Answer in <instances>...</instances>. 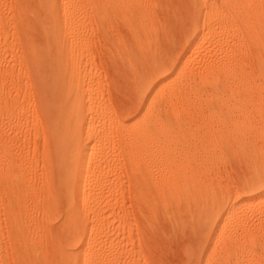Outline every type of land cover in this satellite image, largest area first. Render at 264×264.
Masks as SVG:
<instances>
[{"label":"rangeland","instance_id":"374dc122","mask_svg":"<svg viewBox=\"0 0 264 264\" xmlns=\"http://www.w3.org/2000/svg\"><path fill=\"white\" fill-rule=\"evenodd\" d=\"M150 1L155 3V5H153L156 7L157 12V17H155V22L158 26L156 27V30L158 31L155 34L157 35V37L155 36L157 40H154L155 37L152 38L151 33L150 35L152 39L149 38L150 36L147 34V38L146 35L144 36L146 39H144L143 43L149 42L150 44L141 43L140 46V44L132 41L135 39H132L134 37L133 33L127 31L123 22H119L117 16H114V14H112L110 18L112 23L110 22V27H108L109 34L111 31L113 33L112 39L111 36L106 39L107 35L105 34L104 29H101L103 26L101 23L97 22L99 20H96L97 16H95L96 10L99 8V0H76V10L80 17L75 23H77L76 28L82 29V32L78 34L77 38L75 36V38L81 43V45L84 46L81 51L82 54H80V61L83 60V64L79 61V66L82 69L86 67L88 77H90L92 81L95 80L96 82H94L96 85L98 84L96 86L97 89L95 98L100 101L97 102L103 106L104 109H107L108 116L111 115L108 118H115L113 121L118 119L122 123H128L131 120L135 121L138 119L141 115L140 113H142L141 110L143 109V105L139 93V77L136 71L137 69L139 71L138 73H140V70H142L141 67L143 63L142 60H140V56H138L139 54H142L141 57L143 56L142 58H146L148 60L145 64L146 67H149H147V71L154 68L156 61L158 62L159 60L164 59L165 63H168L167 66L169 65V69H167H171L169 71L171 72L175 68L176 62L187 53V41L192 34V25L190 24H192L193 20L191 17L193 18L192 13H195V10L193 11V0ZM263 1L264 0H246L245 2L246 7H248V12L252 17H254V20L255 16L257 17V14H259L261 6L264 5V3H262ZM217 2L219 4L222 3L221 0ZM37 3L36 0H0V23H2V26L0 25L1 93L3 91L4 94H6L9 91L5 84L6 81H8L9 74L2 69L3 62H8V64L10 63V66L13 64L11 57L8 54L6 55L5 50H8L13 42L17 47L16 50L18 53H21L20 56H22V53L25 51L29 53V49L32 47L31 43H37L38 41H41L42 43L43 41L41 38L43 37L42 32L41 30L39 31V26H36L37 21L33 15L35 13ZM54 3H57L61 9L64 8L61 0H54ZM202 3L204 5V1ZM222 6L226 7V4ZM230 26L231 25L226 26V29L224 28V30H221L220 33L207 42L206 46L210 43L209 48L207 46V51H211L214 47L212 50L213 52L214 49H216L215 46H217L218 41H224V39L227 41L229 39L228 31H232V27L228 29ZM226 36L228 39L225 38ZM63 38L64 36L60 37V40H63ZM69 39L70 37L67 38L68 43L70 44L71 40ZM121 40H123L124 43ZM29 42L31 43L29 44ZM27 44L31 45V47ZM21 45L24 49L23 47H20ZM146 45H148V47ZM243 45L245 44L243 43L242 47ZM245 46L243 48L241 47V57L244 58L245 63L250 64L249 70L252 67L251 70H253V74L256 75V71L254 72V68L256 66L251 59L249 60V57H257L259 54L258 50L256 45H252V43ZM68 50L70 52L75 51L73 47H68ZM8 52L9 50L7 53ZM132 52L137 54L139 57L138 60L136 59L138 57L135 56L136 62H134V58L131 59ZM25 53L24 55L27 56L28 53ZM148 53H150V55ZM129 56L131 58H129ZM151 56H153V58H150ZM188 56L189 55H187V58ZM191 57L192 56L190 55L187 59V63L190 62L189 64L192 65L197 64L199 56L193 55L192 59ZM149 58L152 60H149ZM158 58L159 60H157ZM63 60L65 64V59ZM137 61H140L141 65L139 66L141 69H139L138 64L140 63H137ZM245 63L243 64L245 65ZM152 65L154 66L151 67ZM241 66L237 68L239 69V75L241 73L246 78V74H243L245 67L242 66L243 68H241ZM83 70H85V68ZM89 70L90 73H88ZM31 78H24L23 81L26 83L24 82L22 85L25 86L23 89L26 88L25 90L27 93L30 88L29 94L31 98L34 96V100L31 102L32 107L34 108L32 111L34 114H29V126L32 129L33 127L36 129L35 127H38L37 125H39L38 128L41 131L44 127H47L46 125H48V121L45 119L46 117L43 116L40 109V106L43 103L41 102L42 98L40 96V84L37 78L34 77V79H36L35 82H33L34 80ZM177 80L178 78L176 81ZM190 82L191 81L184 82L185 84H178L175 91L173 90L168 93L161 90L163 87H161V89L160 87H156L153 91V106L156 109L155 111L158 113V117L161 119L160 121H164L166 124L164 130H166L167 133L164 136L168 137L167 139L170 141V144L167 141L166 144L167 147H169V151L166 152V154L168 153L167 155L164 153L163 156L160 151H156V154L154 153L155 155L153 160L148 162V172L151 175L150 179L152 182L148 188L152 191L150 194L148 189L147 192H145L149 196L148 199L150 200H146L147 197H143L145 202L142 203L144 200H141L140 198L145 196V192L143 191V193L142 190H139L142 194H136L139 193L138 189L142 186H140L138 180L136 181L139 186L137 187V182L134 185V176H130L128 163H126L123 157L124 150L120 145H118L119 139H117L118 137L116 136V129L113 125L108 127L106 126L105 128L102 127L103 129L101 128V130L104 131L105 129V131L111 134L116 132L113 134L116 137L114 138L111 136L110 142L107 144V147L109 148L108 153L112 154L110 155L111 158L109 163V165L111 164L112 166V170L111 173L109 172L110 176L108 175V182L106 181L107 188L111 189V195L107 196L106 200L108 199L113 206L110 205L111 208L108 207V209L105 210L106 221L104 222H106V225H104L106 226L105 228L108 234L105 235L106 240L100 241L99 238L98 240L96 238L92 240L89 245L86 244L87 246H83L84 248L80 247L79 241L65 237L62 234L63 219L66 214L65 208L67 205L65 203V197H63L64 188L60 189L64 186H62L63 184L61 183L62 177L61 175L59 176L58 173L59 169L55 166L52 172L53 176L45 180L44 177L41 176L43 171L42 169L45 167L42 160H40L41 162L38 164V168L35 169L38 176L30 178L27 183L24 181L22 182L20 176L22 145L20 128H18L19 125L16 121L17 115L15 112H11V110H5L2 112L0 110V264H91L93 261V256H91V254H99L100 257H108L112 262L114 261L115 263L116 261L119 264H201V258L204 256L205 249L209 246V234L211 231V226H209L203 219L202 214L201 216L199 214V208L202 206L200 204L203 202V197L199 196V199L198 197L195 199L194 197H190L186 194H183L181 197L174 195V192L170 194L171 191H166L167 182L169 179H172L174 182L186 185L185 188L188 189L190 188L187 184H190L192 181L202 183V185H205L207 190H209L207 191L210 193L208 196H211L209 204H211V201L214 199V201H217L218 198H225L226 200H230V204H233L239 199V197H242L243 194L246 196L248 192L246 189L249 183L248 181L251 180L252 175L255 173L254 169L256 165H259L260 163L262 164V159L264 158V156L259 154L260 151V153L264 155L261 152V150H264L262 149V147L264 148V142H262L264 138V135L262 134L264 132V103L261 95H259L263 91V86L257 87V89H261V92L255 91L251 93L245 92V80L232 82L228 89H226L223 96L225 104L221 105V102H218L214 98L215 96L212 95V91L210 89L205 90L200 88L198 90L196 85L197 83L195 84L194 81V83ZM254 82H256L257 85L260 84L258 80ZM194 86H196V88L193 90L192 87ZM163 90L166 91L164 88ZM12 95L13 97L15 96V94ZM2 96L3 94H0V102L5 104V100ZM257 96H260L259 100H257ZM247 97H250L253 101L250 102L251 99H248ZM24 100L25 98L23 101ZM23 101L22 103L24 104ZM26 101L27 99L25 100V106L30 107ZM34 101H36V105H40L38 108L40 111H37L38 113L35 112L37 107L34 105ZM249 102L252 104L256 102L255 105L259 107L254 108V104L252 105ZM235 103L239 105L242 112L241 110H229L227 108L228 105L233 106ZM247 104L250 106L252 105L249 107L250 110L254 111V109H257L259 111V108H261L263 112L260 111V113L257 110L254 111V113L253 111H246ZM249 112L250 114H248ZM176 114L180 117L179 119ZM246 115H249L250 117H247ZM32 116L33 118H31ZM113 116H116L117 118ZM245 116L246 119L252 117V122L256 123L253 124L256 129L253 125H251V130L254 131L253 133L251 131V133L252 135L255 134L252 142L253 147H251V149L246 150L248 143L246 138L233 140L232 142H228L226 145L221 144L220 142V146L218 142L214 144V141H216L213 139L214 135H217L219 132H223L225 130L237 129V126L245 120ZM35 117L37 118L36 123L34 120L36 119ZM31 119H33V123L31 122ZM45 128L43 130L44 132ZM108 129L112 132H109ZM28 131L30 130L28 129ZM46 131L48 130L46 129ZM260 134H262V136H260ZM44 135L45 134L42 133L33 139V137L36 136L33 134L32 139L35 141H31L32 143L30 148L32 152H35L36 150L38 154L45 152L46 136ZM162 135V133H159V136ZM162 138L166 139L164 137ZM116 139L118 141H116ZM33 142L35 143L33 144ZM248 150H252L250 151V154L254 156L258 153V162H256L252 157L248 158L251 156ZM55 170H57V175L55 174ZM191 172L193 173L191 174ZM56 179L59 181L56 182ZM51 181L52 183L50 184ZM59 182L62 184L61 186L57 185ZM56 185L60 188H57ZM55 186L57 189L54 188ZM131 189L133 192H131ZM142 189L144 190V188ZM55 190H57V193ZM175 193L177 192L175 191ZM240 194L242 195L240 196ZM260 197L262 201L261 203L264 204V195ZM200 199H202V201H198ZM251 201H253V204L255 202L256 207L253 206L255 215L257 212L259 213L261 209L264 210V206L262 204H260L262 205L260 207L254 199ZM23 204H26L28 207H31L32 205L31 208H28V211L31 209L33 212H27L29 215L34 213L35 221L39 218L38 223L42 222V226L47 224L46 216L47 218L49 216V220L52 218V223H48L49 226L50 223L54 226L51 225L49 227L46 225L44 230H46V232L48 229L50 230H48L47 233L45 232V236H34L27 232L30 227L26 226L24 223ZM49 205L51 206L48 207ZM32 208H34L36 212ZM254 214L251 213L248 218L249 222L247 221V224L250 225V228L252 229H255L259 225L257 216L254 217ZM33 226L37 227V225ZM40 226L38 225L39 228L37 227V231L42 228ZM32 229L34 230H31V232H34L35 234V228L32 227ZM43 231L41 230V233ZM244 245L245 244H241L239 247L242 249L238 250V247L237 251H239L242 257H244L243 254L246 252V255H249L250 259H248L249 261L247 264H252V262L256 261L257 256H254V253L251 252L253 251L251 250V245V247ZM257 247L258 246H254V249ZM80 250L82 253L85 251L83 253V255L85 254L84 258L82 255V260L80 259ZM249 250H251L250 252L253 256ZM240 251H242L243 254ZM89 256L90 258H88Z\"/></svg>","mask_w":264,"mask_h":264},{"label":"bare ground","instance_id":"6f19581e","mask_svg":"<svg viewBox=\"0 0 264 264\" xmlns=\"http://www.w3.org/2000/svg\"><path fill=\"white\" fill-rule=\"evenodd\" d=\"M61 1L64 7L63 9H61V7L57 5V3H54V0H36V3L37 2L38 3H37V7L35 5L36 10L34 8L35 13L33 15L35 16V20L37 21L36 26L37 27L39 26V31L41 30L42 32V36H43L41 37L43 39L42 43L41 41L40 42L38 41L37 43L33 42V44L29 42V44L31 43L32 47L31 45L27 44L28 46L31 47V49H29V53L25 51L26 53H28L27 56L24 55L25 52L23 50L24 52L22 53L23 57L20 56L21 53H18V51L16 50L17 47L13 42L11 43V46L8 49L9 52L7 53L8 50H5L6 55L8 54L11 57L13 64L11 65L12 67L9 65L10 63L8 64V62L7 63L3 62L2 65V69L6 71L7 74H9L8 81H6V83L4 82L6 84V88H8L9 90L8 91L9 93L7 92L6 94H4L3 91L2 93L0 92L1 95L3 94L2 97L5 100L4 101L5 104H2V102H0L1 103L0 110L1 112L5 110L6 111L11 110V112H15L17 115L16 121L17 124L19 125L18 128H20V134H21L20 138L22 145V151H21L22 160L20 164V176L22 182L24 181L27 183L29 182L30 178H35L38 176V173L35 169L38 168V164H40L41 162L40 160H42V163L44 164L45 167L44 169H42L43 171L41 175L42 177H44L45 180L53 176L52 172L55 166L56 168L59 169L58 172L59 176L61 175L62 177L59 178H61V183L63 185L60 184V182L57 183V185L59 186L62 185L64 187L60 188L59 186L57 185L56 186L57 188L59 187L60 189L64 188L63 197H65V201H66L65 203L67 205V207L65 208L66 214L63 219L62 234L65 237L79 241L80 247H83L89 245L91 241L96 238L97 240L99 238L100 241L106 240L105 235L107 234V230L105 228L106 222H104L106 221L105 210L108 209L110 205H112L110 201H108V199L106 200L107 196L111 195L110 194L111 189H108L106 186L108 182L107 179L109 172L111 173L112 170L111 164L109 165L111 158L110 155L112 154L108 153L109 148L107 147V144L110 142L111 136H113L114 138L117 136L118 137L117 139H119L118 145H120L124 150L123 157L126 163H128L130 176H134V178L131 177L133 178V180H135L134 185L137 182L136 180H138L140 186H142L139 187L138 189L139 193L136 194L137 195L142 194L143 191L147 192V189L149 190V194L152 191L151 189L148 188L152 183L150 179L151 175L148 172V168H149L148 162L153 160L156 151L158 152L160 151V153H162L163 156L164 153L166 154V152L169 151V147H167L166 144L168 141L167 139L168 137L164 136L167 133V131L164 130L166 124L164 121H160L161 119L160 117H158V113L155 111L156 109L153 106L154 98L152 96L154 93L153 91L155 90L156 87H160V89L161 87H163L164 89H166V91H164L163 88L161 90L163 92L168 93L173 90L175 91L178 87V84L180 85L184 82L194 81L195 84L197 83L196 85L198 90L200 88L205 90L210 89L212 91V95L215 96L214 98L218 102H221V105H224L225 101L223 100V96L225 94L226 89H228V87L230 86V84L232 82L245 80L246 83L245 92H251V93L255 91L259 92L261 89L260 88L257 89V87L263 86L262 87L263 91L262 92L260 91L261 93L258 94L261 95L264 103V5H262L263 7L261 6L262 10L260 8L259 14H257V17L255 16V20H254V17H252L248 12V7H246V3H245L246 0H221L222 1L221 4L217 2L219 0H193L192 1V4L194 5L193 11L195 10L194 11L195 13H192L193 18L190 16L191 19L193 20V21L191 20L192 24H190L191 22L189 23L190 25H192L191 26L192 34L190 33L191 36L187 41L188 42V46L186 50L187 53L180 60L176 62L175 68L171 72H169L171 69L168 70L169 69V65L167 66L168 63L167 62L165 63L164 59L159 60V58L157 59L159 60L158 62L154 61L156 63L155 66L154 65L151 66V67L154 66V68L150 69L151 71L150 70L147 71L148 66L146 67L145 64L146 61L148 60L146 58L145 59L142 58L143 57V56L141 57L142 54L138 55L140 56V60H142L143 63L141 67L142 70H140V73H138L139 71L136 68L135 69L139 77L138 78L139 93H140V99L143 105L142 106L143 109L141 110L142 113H140L141 115L139 116L138 119L134 117L136 119L135 121L131 120L128 123L127 122L122 123L118 119L117 122V120L113 121L115 120V118L113 119L108 118L111 115L109 114L110 116H108L107 109H104L103 106H101L97 102L99 100H96L95 98L96 89H97L96 86L98 84L96 85L95 84L96 81L94 80L95 81L94 82L90 79V77H88L86 67H84L85 70H83L84 68L82 69L79 66V61L81 57L80 54H82L81 51L83 50L84 46L81 45V43L78 42V40H76L78 34L82 32V29L76 28L77 23H75L80 17V15H78L76 10V0H61ZM203 1H204V5L202 3ZM150 2H151L150 0H99V8L96 10L95 16H97L96 20L100 21L97 22L101 23L103 26L101 27V29L103 28L105 34L107 35V36L105 35L106 39L107 37L110 38V36L112 39V34H113L112 31L110 30L111 31L110 34L108 32L109 30L108 27H110L109 23L110 22L112 23V21L110 20L112 14H114V16H117L119 22L120 21L123 22V24L126 26L125 28L127 29V31L133 33L134 37L132 39L134 38L135 39L132 41L136 42L137 44H140V46L148 35L150 36L149 38H151V35L152 38H154L155 36L157 37V35H155L156 32L158 31L156 30L157 29L156 27L158 26L156 25L155 22V17H157L156 16L157 12H156V7L154 6L155 3L154 2L150 3ZM262 3H264V1ZM224 4H226V7L222 6ZM1 24L2 23H0V25ZM228 25H231L230 27H228V29L232 27L231 29L233 31V32L228 31L229 39L226 36L225 38L228 39L227 41H225V39L224 41L223 40L218 41L217 46H215L216 49H214V51L212 52L214 48L213 47L211 51L208 50L209 51L208 52L207 46L209 48L210 43L209 45L206 46L207 42L211 40V38L213 39V37H215L218 33H220L221 30H224V28L226 29V26ZM6 30L4 31L7 32ZM145 35L146 38L144 37ZM62 36H64V38L63 40H60V37ZM68 37H70L69 40H71L70 44L68 43L67 40ZM156 37L154 38V40L155 39L157 40ZM121 41L123 42V40ZM147 43L150 44L149 42L143 44H147ZM243 43L245 45L248 44L250 45V43H252V45H256V48L259 53L258 56L257 57L251 56V58L248 56L249 60L251 59L256 66V67L254 66L255 67L254 72L256 71L255 72L256 75L253 74V70H251L252 67L249 70L250 64L245 63L244 58L241 57L242 53L240 54V52H242L241 47ZM245 45H243V47ZM146 46L148 47V45ZM20 47L22 48L23 46L21 45ZM68 47L70 48L73 47L75 51L70 52L68 50ZM148 54L150 55V53ZM131 55L132 58L130 56L129 58L131 59L134 58L133 59L135 60L134 62H136V59L139 60V57L134 52H132ZM187 55L189 56L191 55L192 57L193 55L194 56L198 55L199 56L198 57L199 60L197 61L198 63L196 62L197 64H193V65L189 64L190 62L187 63L188 62L187 59L189 58V56L187 58ZM135 56H137L138 58L135 59ZM150 58H153V56H151ZM150 58L149 60H152ZM63 59H65V64L63 62L64 61ZM80 62L83 64V60H81ZM137 63H140V61L139 62L137 61ZM241 63L242 66L245 67L244 72L245 71L246 72L245 73L243 71L242 72L243 74H246V78L241 73L239 75L238 72L239 69L237 68L241 66ZM243 63H245V65ZM139 65H141V63L138 64V66ZM242 66L241 68H243ZM141 68L139 66V69ZM88 73H90V70L88 71ZM31 76L33 79L31 78ZM26 77L28 79L31 78L32 80H34L33 82L36 81V79H34L35 77L38 79V82L40 84V88H41L40 96L42 98L41 102L43 103L41 106L40 105L39 106L43 113V116L46 117L45 119H47L48 121V125H46L47 127L45 128L43 126L45 128V132L43 131L44 128L43 130L40 131V129L38 128L39 125L37 124L36 125L38 127H35L36 129H34V127L32 129L29 126V120H30L29 114L30 113L31 115L34 114L32 112L34 108L32 107L31 104L32 100H34L33 99L34 96H32L31 98L29 94L30 88L28 90V93L25 90L26 88L23 89V87H25L22 86L23 83L25 82L23 81V79ZM177 78L178 80L176 81ZM256 78L258 82H260V84L258 85L256 82H254L257 81ZM192 88L194 90L196 86ZM12 94H15V96L13 97ZM248 96H252V95H248ZM259 97L257 100H259ZM24 98L25 100L27 99L26 102L29 104L26 105L30 107L25 106V100L23 101ZM248 99L251 98L249 97ZM22 101L24 102V104L22 103ZM252 101L253 100L251 99L250 102ZM35 102L36 101H34V105H36ZM253 104L255 105L256 102ZM254 105H253L254 108L257 107L256 105L255 106ZM39 106L36 105L37 109L39 108ZM251 106L247 104L246 111H253L250 110L249 108ZM227 108L229 110H241L239 105H237L236 103L233 106L228 105ZM37 109L35 112L40 111L39 109L38 110ZM256 110L254 109V111ZM260 111H262L261 108H259L258 112ZM248 114H250V112ZM246 116H245V120H243V122L239 126H237V129L227 130V131L225 130L223 132H219L217 135H214L213 139L216 140L214 141V144L218 142L219 146L220 143L226 145L228 142H232L233 140H237L239 138H246L248 140L246 150L251 149V147H253L252 146L253 144L252 142L254 140L253 138L255 137V134L252 135L254 131L251 130L252 129L251 125H253L255 122H252L251 120L252 117L246 119ZM247 117L250 116L248 115ZM31 118H33V116ZM179 118L180 117H178V119ZM32 120L33 119H31V122ZM34 120L36 123L37 118ZM110 125H113V127L116 129L115 131L117 133L113 132V134L114 133L117 134L116 136H114L111 133H108L107 131H105V129H104L105 132L101 130L102 127L105 128L106 126L108 127ZM28 129L30 131H28ZM46 129L48 131H46ZM108 131L112 132L109 129ZM42 133H44L45 134L44 136H46L45 152L43 153L41 152L38 154L36 149H35L36 151L34 150L35 152H32L30 148V145L32 143L31 141H35L33 139H35L37 135H40ZM159 133H162L163 135L159 136ZM33 134H35L36 136L33 137ZM262 134L264 135V132ZM262 134H260V136H262ZM162 137L166 139H163ZM117 139L116 141H118ZM263 140L262 142H264ZM169 142L170 141H168V143ZM34 143L35 142H33V144ZM262 149L264 148L262 147ZM261 152L264 154V150L263 151L261 150ZM259 154L261 156H264L260 153V151ZM250 155L251 156H249L248 158L252 157L253 159H255L256 162H258L259 159L257 157L258 153L256 154V156L252 154ZM262 161H263L262 164L260 163L259 165H256L254 169L255 173L252 175L251 180L248 181L249 182L247 185L248 188L246 187L248 192L246 190L247 192L246 196H244L245 194H243V196L239 197V199L237 198L238 200L233 204H230V200H226L225 198L222 199L218 198L217 201H214L215 200L214 199L211 201L212 203L209 204V199L211 198V196L210 197L208 196L210 193L207 191L209 190H207V187L205 185H202V183L196 180H195L196 182L192 181L190 184H187L190 188L188 189L185 188L186 185L174 182L172 181V179L171 180L167 179L168 182H167L166 191L167 190L171 191L170 194L174 192V195H177L178 197L179 196L181 197L183 194H186L190 197L191 196L194 197L195 199H197L196 197H198L199 199V196L203 197V202L202 203L200 202L201 203L200 205L202 206L199 208V214L200 216L202 214L203 219L207 222L209 226H211V231L209 234V246L207 245L208 248L205 249L204 256L203 258H201L202 259L201 264H247V262L250 259H249V255H246L245 252L246 250L244 251L245 252L244 254L242 251H240L244 255V257H242L239 251H237V248L241 244H245L246 246H250V245L252 246L250 247L252 248L251 250L253 251L249 250V252L251 251L252 253H254V256L255 255L257 256L256 259L257 263L256 261L255 262L251 261L252 264H264V210L261 209L260 212L259 213L257 212L255 215L253 211V208L256 207L255 202L253 204L252 203L253 201H251L254 199V201L257 202L258 206L260 207L262 205L264 206V204L261 203L262 201L260 197L264 195V158L262 159ZM56 173L57 170H55V174ZM192 173L193 172H191V174ZM58 181L56 179V182ZM138 182L136 183L137 187L139 186ZM51 183L52 181L50 182V184ZM56 186L54 188H56ZM142 188H144V190ZM139 190H142V192H140ZM55 191L57 193V190ZM175 191L177 193H175ZM131 192H133L132 189ZM146 192L144 193L145 196H142V198H140L141 200L142 199L144 200L145 197H147L146 200H150L148 199L149 196L146 194ZM241 195L242 194H240V196ZM198 201H202V199ZM144 202L145 200L142 203ZM50 206L51 205H49L48 207ZM31 207H28L26 204H23L24 223L26 226L30 227L27 230V232L30 235H34V236L37 235L45 236L44 234L46 230L44 229L46 228V225L49 226L48 222H51L52 218L50 217L51 219L49 220L48 219L49 216L48 218L46 216L47 224L46 225L44 224L45 227L42 226L43 225L42 222L38 223L39 218L38 220L35 221L34 213L33 214L31 213L30 214L31 216L28 214V212L30 213V211H32L31 209L30 211H28V208ZM32 209L34 210V208ZM251 213L255 215L254 217L257 216V219L259 221L258 222L259 225L257 227L255 226L256 227V228L254 227L255 229L250 228V225L247 224L249 222L248 218L250 217ZM51 223L50 226L53 225ZM33 225L35 226L37 225V227L39 225L40 227H42L40 229L42 231L44 230L43 231L44 233L43 232L41 233L40 229H39L40 230L39 233V230L38 231L36 230L37 227H34ZM32 227L35 228L36 231L35 234L34 232H31V230H34L32 229ZM254 246L255 247L258 246L257 247L258 249L257 248L254 249ZM241 249L239 247L238 250ZM79 252H81L80 259L82 260L85 255V254L83 255L85 251H83L82 253V251L80 250ZM91 256H93V261L91 264H119L116 261L115 263L114 261L112 262L108 257L107 259L103 255H102L103 257H100L99 254L97 255L91 254ZM88 258H90V256Z\"/></svg>","mask_w":264,"mask_h":264}]
</instances>
